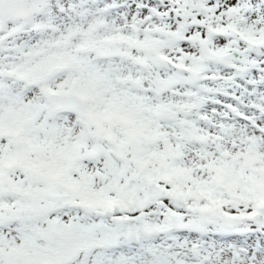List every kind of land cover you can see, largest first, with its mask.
<instances>
[{
	"label": "snow or ice",
	"instance_id": "obj_1",
	"mask_svg": "<svg viewBox=\"0 0 264 264\" xmlns=\"http://www.w3.org/2000/svg\"><path fill=\"white\" fill-rule=\"evenodd\" d=\"M0 264H264V0H0Z\"/></svg>",
	"mask_w": 264,
	"mask_h": 264
}]
</instances>
